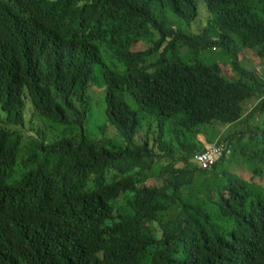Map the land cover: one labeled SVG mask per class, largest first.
Masks as SVG:
<instances>
[{"label": "trees", "instance_id": "16d2710c", "mask_svg": "<svg viewBox=\"0 0 264 264\" xmlns=\"http://www.w3.org/2000/svg\"><path fill=\"white\" fill-rule=\"evenodd\" d=\"M204 1L194 33L198 0H0V264H264V0Z\"/></svg>", "mask_w": 264, "mask_h": 264}, {"label": "rangeland", "instance_id": "374dc122", "mask_svg": "<svg viewBox=\"0 0 264 264\" xmlns=\"http://www.w3.org/2000/svg\"><path fill=\"white\" fill-rule=\"evenodd\" d=\"M198 4H199L200 12H201L199 20L201 21L198 20L197 23L191 26V31L194 33H202L204 31L205 25H206V18H208V16L210 15V11L204 0H198ZM156 7L161 10H167V5L163 2V0H158V4H156ZM185 26L188 28V30H190L189 25L185 23ZM189 52H190V49L188 50V48H186L184 50L183 55ZM240 58L242 62L245 64V66H247L248 68H255L258 74H260L261 76H264V72H263L264 64H262L259 61H256L257 59L252 57L249 53L245 54L241 52ZM199 59L208 65H214V64L224 65L225 63L224 61L228 60V55H227L226 50L223 47H221L219 51H214L213 48H210V49L203 50L199 55ZM107 62L111 64V67H113L115 70H119L120 72H123L122 69H125V65L121 62L112 63L113 62L112 60L111 61L108 60ZM232 79H235V78H232ZM90 94L92 96L93 111L91 113L89 123L87 124V128L91 136L97 138V136L103 137L107 135L110 138H114L115 135L110 134L111 131L114 130L115 132H117V135H118L116 141L118 143L122 142L123 138L119 135V131L115 130L114 127L108 125L109 121H108V117L106 114V107H107L106 106V88L103 91H101V93H99V91H97L96 89L91 88ZM131 102L134 103V101H131ZM250 103L251 101L246 105L247 109L249 108ZM149 123L150 122H147L144 125L145 139H147L148 135L153 139L155 137H159L160 134L158 133V129L156 128L157 126H155L153 130H151L152 124L149 125ZM239 125H236V126H239ZM235 127L232 129V131H234ZM214 130H209V135L211 139L215 138V136L218 134V131H214ZM235 157L238 158V160L233 162L234 157L233 158L231 157L230 158L232 162L231 166L229 164H226L225 167L227 168V166L229 165L228 168L230 167L229 169L230 171H235V172L244 174L245 171L244 169H242V165H241L243 163V157L239 153ZM249 164L250 163L245 162V164L243 165L246 167V165H249Z\"/></svg>", "mask_w": 264, "mask_h": 264}, {"label": "built area", "instance_id": "2783aa9c", "mask_svg": "<svg viewBox=\"0 0 264 264\" xmlns=\"http://www.w3.org/2000/svg\"><path fill=\"white\" fill-rule=\"evenodd\" d=\"M232 145L227 141L217 139L212 145L205 147L194 155V160L203 169H212L221 159L232 155Z\"/></svg>", "mask_w": 264, "mask_h": 264}, {"label": "crops", "instance_id": "0c3cea01", "mask_svg": "<svg viewBox=\"0 0 264 264\" xmlns=\"http://www.w3.org/2000/svg\"><path fill=\"white\" fill-rule=\"evenodd\" d=\"M232 127H233V126H226V127H223V128L221 129L220 136L225 135V134L228 132V130H230ZM220 136H219V137H220ZM219 137H218V138H219ZM198 138H199V140L204 144V147H207V146L213 144V143H210L209 140H208V138H207L206 136H204V135H199ZM218 138H216L215 141H216ZM215 141H214V142H215Z\"/></svg>", "mask_w": 264, "mask_h": 264}]
</instances>
